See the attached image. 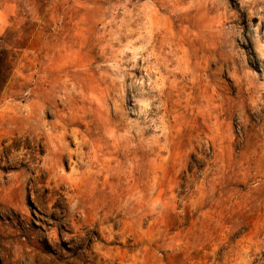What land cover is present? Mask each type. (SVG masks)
I'll list each match as a JSON object with an SVG mask.
<instances>
[{
    "label": "rangeland",
    "instance_id": "obj_1",
    "mask_svg": "<svg viewBox=\"0 0 264 264\" xmlns=\"http://www.w3.org/2000/svg\"><path fill=\"white\" fill-rule=\"evenodd\" d=\"M0 264H264V0H0Z\"/></svg>",
    "mask_w": 264,
    "mask_h": 264
}]
</instances>
